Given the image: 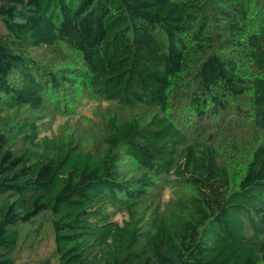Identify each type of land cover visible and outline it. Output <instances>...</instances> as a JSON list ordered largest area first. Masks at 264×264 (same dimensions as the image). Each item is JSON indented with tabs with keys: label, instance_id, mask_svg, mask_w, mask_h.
Instances as JSON below:
<instances>
[{
	"label": "trees",
	"instance_id": "16d2710c",
	"mask_svg": "<svg viewBox=\"0 0 264 264\" xmlns=\"http://www.w3.org/2000/svg\"><path fill=\"white\" fill-rule=\"evenodd\" d=\"M0 23V264L42 217L58 264H264V0H0ZM85 99L108 106L48 134Z\"/></svg>",
	"mask_w": 264,
	"mask_h": 264
},
{
	"label": "rangeland",
	"instance_id": "374dc122",
	"mask_svg": "<svg viewBox=\"0 0 264 264\" xmlns=\"http://www.w3.org/2000/svg\"><path fill=\"white\" fill-rule=\"evenodd\" d=\"M2 25L0 23V30ZM51 49L41 47L34 48L31 50V55L36 61L49 66L51 62H56L57 67L62 65V61L52 56ZM81 106L76 109V113L72 117L59 116L53 126V130L49 131L48 134L52 132H57L60 125H68L73 127L77 120L80 118L83 122H87L86 119L94 115L98 110L105 111V107L108 106L107 103L103 102L102 104L97 103V101L92 100H82ZM127 115H132L138 113L141 118L148 119L152 113L150 108H136L132 110H125ZM126 165H132L130 162H127ZM133 169V167L128 168ZM172 196L170 190H167L164 194V199L168 200ZM127 218L125 212H119L115 215L114 220L122 222ZM13 257L17 264H58L57 259L55 258V242H54V233L52 226L49 224L47 219L44 217L38 219L37 224L33 227H25L21 242L18 249L14 252Z\"/></svg>",
	"mask_w": 264,
	"mask_h": 264
}]
</instances>
